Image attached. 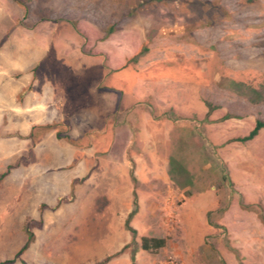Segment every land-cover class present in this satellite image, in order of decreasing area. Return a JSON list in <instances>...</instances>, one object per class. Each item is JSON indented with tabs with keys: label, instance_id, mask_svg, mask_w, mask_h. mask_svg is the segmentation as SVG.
Returning a JSON list of instances; mask_svg holds the SVG:
<instances>
[{
	"label": "rangeland",
	"instance_id": "374dc122",
	"mask_svg": "<svg viewBox=\"0 0 264 264\" xmlns=\"http://www.w3.org/2000/svg\"><path fill=\"white\" fill-rule=\"evenodd\" d=\"M40 30L32 73L69 120L28 136L0 111V264H264V128L233 141L264 122V0H0L14 71Z\"/></svg>",
	"mask_w": 264,
	"mask_h": 264
},
{
	"label": "crops",
	"instance_id": "0c3cea01",
	"mask_svg": "<svg viewBox=\"0 0 264 264\" xmlns=\"http://www.w3.org/2000/svg\"><path fill=\"white\" fill-rule=\"evenodd\" d=\"M42 31H36L33 35L35 41L30 38L22 39L20 37L21 33H16L12 36L10 42L16 44L15 56L21 57L24 61L22 70L14 71L12 69V56L14 52L10 50L11 44L0 46V62L2 58L5 59L3 64L0 63V111L5 114V117L8 115L21 119L25 117L28 121L26 123L27 126H25L22 132L26 134L28 130L34 129L36 126H48L56 123L62 124L69 120L67 114L58 113L54 110L53 106L46 104L49 100L48 96L50 95L47 94V91L42 90L41 86H38V83L35 81V76L32 73L35 62L37 63L42 58L40 57L41 53H46L49 49V43L46 39L47 36ZM28 58L29 60H27ZM14 72L22 73L19 78L15 79ZM205 117L209 121H214L217 119L218 114L216 112L209 113V109L207 108ZM142 119L143 121L138 129L137 139L140 141L150 140L153 136H150L147 127L152 120V116L151 114L145 113ZM70 122L72 124L75 121L71 120ZM207 125L209 128V125H211L210 122ZM81 132L83 135L84 132L82 130ZM70 134L72 135L73 133L70 132Z\"/></svg>",
	"mask_w": 264,
	"mask_h": 264
},
{
	"label": "trees",
	"instance_id": "16d2710c",
	"mask_svg": "<svg viewBox=\"0 0 264 264\" xmlns=\"http://www.w3.org/2000/svg\"><path fill=\"white\" fill-rule=\"evenodd\" d=\"M209 108V113L213 111V108L211 106L208 107ZM264 128V122L257 120L256 124L254 126V128L249 132L248 135L244 136V137H239L234 139L233 141H238V142H247L250 140H253L255 137H257L261 131V129ZM133 178L135 179V177L133 176ZM134 202H135V209L129 214L127 220H126V228L131 232L132 236H133V240L136 241L137 239V230L135 228H133L130 223L131 220L133 219V217L135 216V214L137 213L138 210V203H137V193L134 190ZM34 234H29L28 239L25 243V245L23 246L22 250L20 252H24L25 250H27L30 245L33 243L34 241ZM167 244V240L165 238H156V237H143L141 239V249L148 251V252H152V253H156L158 252L160 249L164 248ZM127 248V246L124 247V249ZM132 264H136V256L135 253L132 254ZM14 260H9L6 261V263H13ZM4 264V263H2Z\"/></svg>",
	"mask_w": 264,
	"mask_h": 264
}]
</instances>
